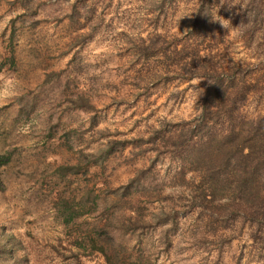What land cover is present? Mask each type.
<instances>
[{
	"label": "rangeland",
	"instance_id": "rangeland-1",
	"mask_svg": "<svg viewBox=\"0 0 264 264\" xmlns=\"http://www.w3.org/2000/svg\"><path fill=\"white\" fill-rule=\"evenodd\" d=\"M263 210L264 0H0V264H264Z\"/></svg>",
	"mask_w": 264,
	"mask_h": 264
},
{
	"label": "trees",
	"instance_id": "trees-1",
	"mask_svg": "<svg viewBox=\"0 0 264 264\" xmlns=\"http://www.w3.org/2000/svg\"><path fill=\"white\" fill-rule=\"evenodd\" d=\"M221 86V84L218 82L217 84H216V88H218L219 89V87ZM220 97H211V99L212 100H215V99H219ZM211 105V104H210ZM210 105L208 104L205 108H204V111H203V113H201V120H203L204 119V116H206V114H208V113H210ZM234 131L233 132H231L230 133V135H229V138L231 139L233 136H234ZM239 151V153H238V155L236 156V158H235V160L237 161V163H236V165L237 166H239V165H242L243 164V159H249V157L251 156V151L250 150H248V151H245L244 152V149H240V150H238ZM206 151H198V156H199V159H202V161L204 160L205 161V159H207V158H205V157H207V153H205ZM202 154H203V156H202ZM230 156V154L227 156V158H226V160L225 161H223L224 162V165L225 166H228L229 164H230V161H229V157ZM209 160V159H208ZM207 161V160H206ZM209 162V161H208ZM222 162V163H223ZM208 164V163H207ZM243 169V170H242ZM242 169H241V172H240V174H238V176H237V182H238V187L239 188H243L244 187V185H246L248 182H247V170L245 169V167L243 168L242 167ZM253 170V169H252ZM219 171H220V169L219 168H215V167H211V166H209V168H208V172H207V176H211V175H213V176H215L214 174H216V176L217 177H215L214 179L215 180H218L217 178H218V173H219ZM264 213V210L262 211V213L260 212V213H258V214H263ZM257 214V215H258Z\"/></svg>",
	"mask_w": 264,
	"mask_h": 264
},
{
	"label": "clouds",
	"instance_id": "clouds-1",
	"mask_svg": "<svg viewBox=\"0 0 264 264\" xmlns=\"http://www.w3.org/2000/svg\"><path fill=\"white\" fill-rule=\"evenodd\" d=\"M223 24V23H222ZM225 27H226V25L225 24H223Z\"/></svg>",
	"mask_w": 264,
	"mask_h": 264
}]
</instances>
